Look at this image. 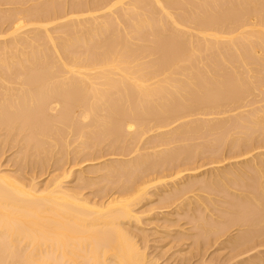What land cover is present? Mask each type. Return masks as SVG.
I'll use <instances>...</instances> for the list:
<instances>
[{
	"label": "bare ground",
	"instance_id": "obj_1",
	"mask_svg": "<svg viewBox=\"0 0 264 264\" xmlns=\"http://www.w3.org/2000/svg\"><path fill=\"white\" fill-rule=\"evenodd\" d=\"M8 150L0 264H159L160 203L208 246L238 227L226 262L264 264V0H0Z\"/></svg>",
	"mask_w": 264,
	"mask_h": 264
},
{
	"label": "rangeland",
	"instance_id": "obj_2",
	"mask_svg": "<svg viewBox=\"0 0 264 264\" xmlns=\"http://www.w3.org/2000/svg\"><path fill=\"white\" fill-rule=\"evenodd\" d=\"M8 151H10V153L7 152L3 157H2V156L0 157V159L2 158V159L0 160V164H1V165H2V164L7 165L6 167L3 165L4 168H5L6 170H8V171L12 170V171H10V172H14L13 170L16 168V165H13L12 163L15 162V160L13 159V157L10 158V159H13L14 161H13V160L11 161V160L9 159V157H10V156L12 155V153H13V150H12V151H11V150H8ZM11 152H12V153H11ZM12 156H13V155H12ZM9 160H10V161H9ZM224 160L226 161V163H225V162L215 163V164H212V166H211V164H209V165L211 166L210 169L207 168V166H209V165H207V166L205 167V169H203L204 172H201L202 174H199V178L202 177L201 179H204V178H206V177H210V176L213 175V173L215 174V172H220V171H223V170L226 169V168H229V167L231 166V164H232L234 161H236V160H233V159H232V161H233V162H232L231 159H228L229 162H231L230 166H228V163H229V162H228L227 158H226V159L224 158L223 161H224ZM200 161H201V160H200ZM206 162H209V159H207V158H206V159H203V161L201 162V164H204V163H206ZM84 163L87 164L88 162H87V161H84ZM224 163H225V164H224ZM82 164H83V162H82ZM82 164H81V165H82ZM85 164H83L82 166L80 165V167H84ZM199 164H200V162H199ZM220 164H223V165H221L222 167L220 166ZM12 165H13V166H12ZM225 165H226V166H225ZM213 166L215 167V170H216V171H214V169H211V168H214ZM216 166H217V167H216ZM223 166H224V167H223ZM77 167H78V166H76L75 168H77ZM2 168H3V167H2ZM13 168H14V169H13ZM78 168H79V167H78ZM78 168H77V169H78ZM85 168H87V167H85ZM219 168H220V170H218ZM208 169H209V170H208ZM37 170H38V169H35V170H33V171L31 170V171H32L31 173H32V174H35V175L38 176V174H39L40 172H38ZM50 170H52V169L49 168L48 171H47V173H46V171L44 170V173H43V174L46 173V175H43L42 172H41V174L43 175V177H41V176H42V175H41V176H40V179H41V180L43 179V180H42L43 183L45 182V178H46V181L48 180V174H49V171H50ZM207 170H208V171H207ZM28 171H30V170L27 169V172H28ZM39 171H40V170H39ZM201 171H202V170H201ZM209 171H210V172H209ZM33 172H35V173H33ZM36 172H37L38 174H36ZM205 172H206V173H205ZM212 172H213V173H212ZM199 173H200V172H199ZM203 173H205L206 176H205V175L203 176ZM209 173H210V175H209ZM32 174H30V176H31ZM28 175H29V172H28ZM39 175H40V174H39ZM200 175H202V176H200ZM46 176H47V177H46ZM186 179H188V178H186ZM183 180L185 181V179H183ZM42 181H40V183H41ZM73 181H74V180H73ZM73 181H72V184H74ZM40 183H39V185L41 186ZM43 183H42V184H43ZM70 183H71V182H70ZM158 190H159L160 192H159ZM158 190H157V192H156L155 194L152 195L153 198H151V199H153V200H151V201L149 200L150 203H151V205H149V204H150V203H149V204H147L146 206H148V205H149V206H152V205H153L152 202H153L154 200H156V199H159V196H160V194L162 193V191H161V188L158 189ZM87 191H88V190H86L84 193H87ZM88 192H89V191H88ZM157 194H158L159 196H158ZM154 195H157V196L154 197ZM155 203H156V201L154 202V204H155ZM157 204H159V203H156V204L154 205V209L157 208V206H158ZM162 204H163V203H162ZM162 204L160 203L159 205L162 206V208H163L164 204H163V205H162ZM219 204L221 205V206H219V207H221V208H219V207H218V208H219L220 210L223 209L225 205L223 206L222 203H220V202H219ZM149 206H148V207H149ZM155 206H156V208H155ZM160 206H158V207H159L161 210L158 209V208H157L158 210H157V209H156L155 211L152 210V212H151V214H150V217H151V216H154V214H156V213L158 212L157 215H158V214L161 215V216H159V215L157 216L158 219H159V218L162 219V218L164 217L163 220H161V221H164L165 217H166V218H167V217L169 218V216H170V217H171L170 219H171V222H172L173 220H175V217H176L177 215H180L181 217H185V218L188 219V220H186L185 218H181V219H180V216H179V218L176 217V218H178L179 220L177 219V221H175L176 226H175V223L172 222V226L174 225L175 228H174V227L171 228V227H170L171 224H169V223H171V222H169L170 219L167 218V219H165L164 222H161V221L159 222L158 219L155 218L156 216H154V217H151V218H152L151 220H153V219L155 218V219H154V221H155V220L157 219L156 221L159 222L158 225H156L157 223L155 224V222H156V221H155V222H153V223L151 222V223L153 224V225L151 226V223H150L151 220H149V223H148V222H147L146 224L144 223V224H143L144 226L142 225V227H144V228H146L147 225H148V226L150 225L149 227H147L148 229L146 228L147 230H150V228H151L152 230H154V229H156V228H155L156 226H158L157 228L160 229L159 226H160V225L162 226L163 224H167V225H168V227H167V225H166V227H167L166 229H163V228H165V227H163V228L161 227L160 231L157 232V233H159V234H160V232H161V234L163 233V234H162L163 236H161V235H159V234H156V236H155V234L153 235V234L151 233L152 231H151V232L148 231V232L150 233V235L152 234V236H153V237L151 236L152 239H149L150 241H152V240H154V239L156 240V239H159V238H160V239H159L160 241L158 240V242H157V240H156V243H153V242H155V241H152V242L149 241V242H148V243H149L148 245H149L151 248H149V246H148V250H147V253L149 252V253H148L149 255H150V254H151V255H155L156 253H157L156 255H158V254L161 252V253L159 254L160 257L158 256V258H159V260H160V261L158 260V263H159V264H164L165 261H167L166 264H180V262H182V260H185V261H183L181 264H185V263H186V264H189L190 261L192 262V261L195 260V259H196V260L199 259L200 261H201V260L204 261V259L209 258L210 256H212V255H213V252H215V251H217V252L214 253V255H219V256H218V258L220 257L219 259H221V258L223 259V257H224L225 261L221 260V261L223 262V264H224V262H226V258H225V256H224V255H225L224 252H225L226 255H227V252L229 253V249H230V252H235V253H236V252L238 251V250H236V251L233 250L232 247L230 248L231 243H230V241H229V237H230V240H232L231 235H232V236H233V235L235 236L236 234H238V233L240 232V229H239L238 227H235V228L233 227L234 230H233L232 228H230L231 231H232V233H231L230 229H229L230 233H229V231L226 232V233L229 234V237L227 236L228 239H226L227 237H225V235H224V237H223L224 239L221 238V240H225V243H224V244H223V241H222V242H220V243L217 244L218 246H217V245H216V246H213V245H212V246H213V248H212L211 245L208 246L209 244L207 245V244L205 243L207 249H208V247H211V249H208V250H207L206 248H204L205 244L203 243V240H202L201 238H198V240L195 239V238H197L198 236H197V237L195 236V238H194L196 244H197V243L199 242V240H200V242L202 241V243H203L204 246H203V245H200V243H199V244H197V245H200V246H198V248H197V245L195 244L196 247H194V246H193L194 243H193L192 247L196 248L194 251H193L194 248L191 249L192 247H187V246L190 245V244H188L189 242L192 244V241H194V240L192 239V236H190L191 239H190L189 241H188V240H187V241L185 240L183 243H179V241L181 240L180 238H182V236L186 237V238L183 237L184 239H189L190 237H189V238H187V237L190 235V233H191V235H195V233H197V231H196L195 229H194V230L191 229L192 224L189 225L190 223L188 222V221H190L189 216H190V214H191V213H190L191 211L189 212L187 206H185V208H187L186 211L188 210L187 212L185 211V209H184L183 206H181L180 208H175L174 205H171V206H173V207L169 206L170 208H168V209H167V208H165V209L163 208V209H162ZM222 206H223V207H222ZM174 208H175V209H174ZM181 208H183V209H181ZM176 209L180 210L179 213H178L177 215H175V216L168 215L169 213L174 212ZM162 210H163L164 212L167 211L168 214L166 215ZM168 210H169V211H168ZM173 210H174V211H173ZM160 211H161V213H159ZM183 211H184V212H183ZM153 212H154V213H153ZM162 212H163V213H162ZM175 212H176V211H175ZM185 212H186V214H185ZM215 212L219 213L217 210H216V211L214 210V213H215ZM152 213H153V214H152ZM182 213H184L185 216L182 215ZM163 214H165V215H163ZM186 215H187V216H186ZM162 216H163V217H162ZM145 217H146V216H145ZM173 217H174V218H173ZM160 219H159V220H160ZM166 220H167V223H166ZM168 220H169V221H168ZM145 222H146V221H145ZM168 222H169V223H168ZM186 222H187V224H186ZM182 223H183V224H182ZM177 224H178V226H177ZM154 225H156V226H154ZM184 226H185V227H184ZM168 228L171 229V230L173 229V231L169 230ZM178 228L182 229L183 231H182V230H181L182 232L179 231L180 229H179V230H176V229H178ZM244 228H245L244 226L241 227V229H243V230H244ZM187 229H188L189 231H188ZM190 229H191L192 231H190ZM236 229H237V230H236ZM238 229H239V231H238ZM162 230H163L165 233H164ZM174 230L177 231V232H179V234H180V233H183L184 231H185V232L187 231L188 235L186 236L185 233H183V234H181V236H177L178 233L175 232ZM169 231H171V233H172V232L176 233V235H174L173 233L171 234ZM167 232H169V233L172 235V238H173V237H175V238L180 237V238H179L180 240L177 238V239H178V242H177V239L175 240V241H176V242H175V241L173 240V239H175V238H173V239L170 238L171 235H170L169 233L166 234ZM236 232H237V233H236ZM187 233H186V234H187ZM165 234H166V236H165ZM228 234H226V235H228ZM167 236H168V239H166ZM162 237H163V238L165 237V240H164V239L161 240ZM193 237H194V236H193ZM212 239H213V238H212ZM171 240H173V243L176 244V245L181 244L182 247H180L181 245H179V246H176V245H175V246H174V245H168L169 243H171ZM182 240H183V239H182ZM182 240H181V242H182ZM196 240H197V241H196ZM227 240L229 241L230 244H229V243H226ZM168 241H169V243H168ZM162 242H163L164 244H163ZM209 242H211V240H210ZM209 242H208V243H209ZM212 242H213V241H212ZM212 242H211V244H212ZM173 243H171V244H173ZM178 243H179V244H178ZM202 243H201V244H202ZM221 243L223 244V247H224V248L222 247V249H221V246H222V245H219V244H221ZM155 244H156V246H155ZM158 244L161 245L160 248H161V247L164 248L165 245H166V246L168 245L167 249H168V252H169V253H168V252L166 253L167 249H165V248L162 249V250H164V251L160 250V248H157V245H158ZM183 244H184L185 246H184ZM187 244H188V245H187ZM227 244H228L229 246H226ZM152 246H153V247H152ZM169 246H171V247L173 246V248H175L176 250L179 249L180 252H183L182 250L186 251V248H187V250H188V248H189L188 251L190 252V255H189V252H186V254L189 255V257H190L191 260H190L189 258H188L189 260H188V259L186 260V256H187V255L185 256V259L180 260V257H181L182 255H184V254H182L181 256L178 255V254H181V253H177V254H176V252H175V254H173V251H176V250H173V248H171V247H169ZM183 246H184L185 248H184ZM219 246H220V248H219ZM154 247H156V248H154ZM158 247H159V245H158ZM201 247H202L203 249L200 250ZM225 247H226V249H225ZM227 247H229L228 250H227ZM169 248H170L171 250H170ZM180 248H181V249H180ZM150 249H151V250H150ZM155 249H156L157 251H156ZM223 249H224V251H223ZM261 249L263 250L264 247L261 248ZM152 250L155 251L156 253L152 252ZM205 250H206L207 253L205 252ZM219 250H222V252H219V253H218ZM225 250H226V251H225ZM159 251H160V252H159ZM191 251H193V253H192ZM195 251H196V253H197L198 255H200V256H201V254H202V256H201V257L198 256L199 258H198V257L196 258L197 254H194ZM197 251H199V252L202 251V252H201V253H198ZM211 251H212V253L209 255V253H210ZM241 251H242V249H239V252H241ZM162 252H163V253H162ZM164 252H165V254H164ZM177 252H178V251H177ZM171 253H172V255H177L179 259H178V258L176 259L177 256H176V257H175V256H171ZM184 253H185V252H184ZM217 253H218V254H217ZM235 253H232V254L230 253L231 255L229 254V258H230V256H231V257H234L233 254H235ZM237 253H238V252H237ZM263 253H264V250L262 251V253H260V254H261L260 256H262ZM162 254H163V255H162ZM192 254H194V255H196V256L193 257V258H191V257H192ZM204 254H205V257H204ZM223 254H224V255H223ZM208 255H209V256H208ZM214 255L212 256V258L210 257L209 259H206V264H211V262H212L213 264H215L216 262L218 263V262L220 261V260L218 261L217 258L215 259V260H217L216 262H215V260L210 261V259H214V257H217V256H214ZM232 255H233V256H232ZM162 256H163V257H162ZM182 257L184 258V256H182ZM182 257H181V258H182ZM226 257H227V256H226ZM160 258H161V259H160ZM170 258H171V259H170ZM200 258H201V259H200ZM202 258H204V259H202ZM234 258H235V257H234ZM249 258H250V257H249ZM251 258H252V257H251ZM251 258H250V259H251ZM262 258H264V254H263ZM168 259H169V260H168ZM175 259H176V260H175ZM192 259H193V260H192ZM230 259H233V258H230ZM238 259H239V258H238ZM244 259H245V263H246V264H247V263L250 264L252 261H255L254 258H253L252 261L250 260V263H249V259H247L246 257L243 258V259L240 258V261L243 260V261H241V262H244ZM161 260H163V261H161ZM170 260H171V261H170ZM196 260H195V261H196ZM227 260H228V259H227ZM233 260H234V259H233ZM233 260H228V261H227L228 263H227V262H226V263H227V264H231V263H232L231 261H233ZM236 260H237V258H235V260L233 261V264H235V263H237V262H238V264H242V263H240V261H237V262H236ZM246 260H248V261H246ZM174 261H176V262H174ZM203 261H201L200 264H202ZM213 261H214L215 263H214ZM258 261H259V260H257V262H258ZM162 262H163V263H162ZM173 262H174V263H173ZM177 262H178V263H177ZM184 262H185V263H184ZM191 262H190V264H193V263H194V264H196V263L199 264L198 260H197V262H192V263H191ZM204 262H205V261H204ZM209 262H210V263H209ZM217 263H216V264H217ZM226 263H225V264H226ZM245 263H243V264H245ZM203 264H205V263H203ZM218 264H219V263H218ZM220 264H222V263L220 262Z\"/></svg>",
	"mask_w": 264,
	"mask_h": 264
}]
</instances>
